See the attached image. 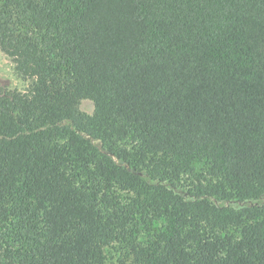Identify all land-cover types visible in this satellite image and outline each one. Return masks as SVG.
Listing matches in <instances>:
<instances>
[{"label": "trees", "instance_id": "16d2710c", "mask_svg": "<svg viewBox=\"0 0 264 264\" xmlns=\"http://www.w3.org/2000/svg\"><path fill=\"white\" fill-rule=\"evenodd\" d=\"M0 50V264H264L211 200L264 195V0H0Z\"/></svg>", "mask_w": 264, "mask_h": 264}, {"label": "rangeland", "instance_id": "374dc122", "mask_svg": "<svg viewBox=\"0 0 264 264\" xmlns=\"http://www.w3.org/2000/svg\"><path fill=\"white\" fill-rule=\"evenodd\" d=\"M28 82L20 78L13 70V64L9 57L0 50V87H6L10 89L24 90L27 88ZM79 109L87 114L93 112L94 104L88 98H83L79 102ZM207 169V164L203 160H196L193 162V170L195 172H204ZM189 180L184 179L174 187V190L180 194L189 196L187 194ZM211 200L219 206H228L239 208L243 205L261 204L264 202V195L258 199L249 201L238 200H218L211 198ZM145 227V226H143ZM145 232V230H143ZM109 261L111 264H119V253L114 249H110L108 252Z\"/></svg>", "mask_w": 264, "mask_h": 264}]
</instances>
